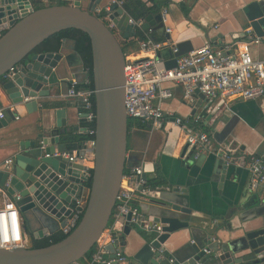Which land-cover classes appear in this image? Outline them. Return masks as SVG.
Returning <instances> with one entry per match:
<instances>
[{"label":"water","instance_id":"obj_1","mask_svg":"<svg viewBox=\"0 0 264 264\" xmlns=\"http://www.w3.org/2000/svg\"><path fill=\"white\" fill-rule=\"evenodd\" d=\"M63 1L65 3L35 8L32 0H0V31H3L0 35V84L12 104H22L36 110L39 107L37 98L48 96L51 85L58 83L59 62L63 56L60 52H34L35 48L52 34L67 28L86 32L92 47L96 107L93 166L71 161L62 155L63 152L72 155L74 149H70L66 141L61 142L62 137L72 141L69 129H64L66 109L61 108L56 112V126L48 135L39 134L37 140H21L18 143L12 164L8 167L3 165L0 169V186L10 195H21L17 204L22 214L33 212L42 222L56 220L61 227L66 226L73 213L78 190L90 181L88 200L84 207L78 208L82 211L81 218L62 240L42 247L24 244L0 246V264H69L80 261L102 240L112 219L124 175L133 166L127 156L130 118L125 106L124 47L113 30L95 14V8L102 0H91L86 9L82 7L81 0ZM110 9V17L120 34L128 32L125 36H129L134 33L135 27L129 22L132 17L117 0L111 3ZM243 10L253 33L264 37V0H253ZM142 27L170 37L166 32L163 13L155 17L149 14ZM177 47L178 52L174 57L166 60L167 67L176 66L177 57L193 49L190 41L178 42ZM74 53L85 72L84 81L88 71L80 53L77 50ZM8 73L11 74L6 76ZM196 92L204 97L199 90ZM12 118H15L14 112L10 108L5 109L4 117L0 118V129L7 126ZM149 127H152L151 124ZM85 148L86 144L79 145L77 155H84ZM209 156L213 160L214 170L224 181L233 164L228 165L219 154H202L199 160L204 162ZM140 165L141 162L137 164ZM143 166V178L148 179V172L153 169L149 168V162ZM160 204L164 208L159 209L153 218L155 227L142 234L144 242L128 257V264H264L263 208H256L250 219L243 220H250L251 225L236 228L242 231L241 236L220 244V240L213 239L209 234L205 247L176 260L164 243L173 232L188 227L190 222L172 212L190 213L191 210L177 202L172 203L171 208H167L164 202ZM253 206L256 205L252 198L243 204L246 209ZM130 218L131 214H128L124 235L119 236L122 250L126 245L125 235L133 226L129 223ZM228 228L232 231L230 224ZM47 231L48 225L40 231V236L43 237ZM35 237L38 238L37 233ZM205 248L211 249L212 254L206 253ZM105 250L102 258H113L117 245L109 242ZM242 250L247 251L245 256L234 257ZM212 255L215 261L210 263Z\"/></svg>","mask_w":264,"mask_h":264},{"label":"crops","instance_id":"obj_2","mask_svg":"<svg viewBox=\"0 0 264 264\" xmlns=\"http://www.w3.org/2000/svg\"><path fill=\"white\" fill-rule=\"evenodd\" d=\"M113 0H102L99 6H104ZM151 5L150 0H144ZM253 0H171L159 11L152 12L154 17L167 10L164 24L170 28V37L159 34L156 30H145L154 39L171 40L177 44L181 41H190L193 48L210 44L215 48L222 47L225 43L233 44L246 37L247 29H251L248 18L243 10ZM34 7L37 4H59L63 0H32ZM91 0H81L83 8L90 6ZM145 22V20H144ZM136 29V27H135ZM3 31H0V35ZM120 34L122 42L127 43L132 34ZM132 48V45H127ZM254 58L264 60V41L252 44ZM74 41L63 39L60 49L62 59L59 62L57 84L51 85L50 94L38 97L39 107L36 110L28 109L25 105L16 106L0 84V108H10L15 114L8 125L0 129V169L7 159H12L16 147L21 140H37L39 134L48 135L56 126L57 110L66 109V128L72 138L81 137L88 133L85 128L87 123L81 115L82 105L78 100L67 96L71 84L82 81L85 72L75 51ZM166 60L172 58L168 47L161 51ZM1 81V79H0ZM174 96L164 102V111L170 115L181 116L193 120L198 114L205 116L204 125L216 146L225 147L237 158L224 181L221 180L213 168V160L209 156L204 162L192 156V148L188 146L187 134L173 122L172 118L166 121L165 127L155 129L149 127L148 122L141 121V126H134L129 132L128 153L129 162L137 166L139 162H149L148 179L155 178L157 187L155 194L138 198L136 203L141 212L154 218L157 211L167 208L172 203H180L189 208L190 213L173 211L183 220H188L190 225L171 234L164 246L173 258L184 259L193 251L198 252L207 244L209 234L212 238L220 240V244L232 238L241 236L242 231L236 228L242 225H251L250 219L256 208L264 211V189H250V171L248 159L253 154L264 153V96L257 99L224 98L219 97L209 103L205 97L198 94L194 106L188 104L183 97V87L180 84L169 83ZM30 98V97H29ZM31 100V99H29ZM209 106V107H208ZM216 106H219L215 111ZM18 117V118H17ZM196 128V127H195ZM70 141L62 137L61 142ZM85 144V143H84ZM212 155V154H209ZM152 164V165H150ZM91 166L89 160L85 162ZM177 189V190H176ZM78 194L87 193L83 186ZM252 198L255 207L246 209L244 202ZM23 215V214H22ZM24 220V245H33L37 240L63 232V227L56 220L41 221L33 212L23 215ZM67 223V222H66ZM228 224L232 226L229 230ZM48 225V231L43 237L40 231ZM126 221L122 220L115 225V233L124 235ZM249 228V226H248ZM38 234V238L35 237ZM148 230L138 225L125 235L126 245L123 252L128 257L134 254L144 242L142 234ZM103 240L109 243L107 231ZM247 251H240L234 257L245 256ZM215 261V257L209 260ZM249 263V260L247 261ZM119 264H128L122 262Z\"/></svg>","mask_w":264,"mask_h":264},{"label":"built area","instance_id":"obj_3","mask_svg":"<svg viewBox=\"0 0 264 264\" xmlns=\"http://www.w3.org/2000/svg\"><path fill=\"white\" fill-rule=\"evenodd\" d=\"M112 2L104 6L98 5L95 8V14L114 33L119 34L120 31L116 23L110 17ZM117 2L122 6L124 0H117ZM166 13L167 10H164L163 21ZM129 22L136 28H142L144 24V20L133 18H130ZM170 31V28H166V32ZM146 36L140 41L137 51L125 52V106L129 118L148 122L155 129L164 128L166 121L172 118L173 122L187 134V143L192 148V156L195 159H198L202 154H219L224 157L228 165L234 164L237 158L230 150L216 146L209 132L194 127V124L204 123L205 116L198 114L193 120H190L173 114L168 115L164 111V102L174 96L172 88L167 84L182 85L184 100L191 106H194L197 101L196 90L204 95L208 104L213 103L219 97L246 100L262 97L264 96V60L254 58L251 46L263 42L264 37H259L251 29H247L246 37L243 40L233 44L225 43L218 48L210 44L193 48L177 57L176 66L167 67L166 59L161 51L168 47L174 57V54L178 52L177 44L171 40H156L150 36L149 32ZM10 74L8 73L6 76ZM84 81L87 84L90 83L88 78H85ZM78 82L75 80L71 84L67 96L78 100L82 105L81 115L88 124V133L93 135V138L85 142L84 155H77L79 149H74L72 155L68 152H63L62 155L71 161L84 164L89 160L93 166L96 133L94 88L78 89ZM4 113L5 110L0 108V118L4 117ZM12 162L13 159H7L4 165L8 167ZM247 165L250 171V189L254 191L264 189V153L251 155ZM143 174V164L129 168L124 175L117 196L112 216L113 222L106 230L109 242L117 245L116 256L110 259L102 258V254L106 252V242L103 240V236L99 242V249L93 254L91 264L95 262L98 264H119L127 261L128 258L119 245V236L115 233V225L122 220L125 221L128 214H131L129 223L132 225H138L145 230L155 227L153 218L145 216L136 203L138 198L155 194L148 179L143 178ZM87 175L89 177L90 172ZM140 186H142L141 189H139ZM88 191L87 189L85 194H78V191L73 202V213L68 218L66 226L63 227V233L68 234L72 231L81 218L82 211L78 208L86 205ZM20 199L19 193L10 195L4 187L0 186V246L24 244V220L17 204ZM204 250L206 253L212 254L211 249L205 248ZM69 264L82 263L74 261Z\"/></svg>","mask_w":264,"mask_h":264},{"label":"trees","instance_id":"obj_4","mask_svg":"<svg viewBox=\"0 0 264 264\" xmlns=\"http://www.w3.org/2000/svg\"><path fill=\"white\" fill-rule=\"evenodd\" d=\"M151 5L147 1L144 0H124L123 8L125 11L135 20H146L147 16L152 13L159 11L165 5L169 4L171 0H150ZM65 2H59V4ZM45 6L43 3H39L36 5L35 8H41ZM146 31L143 28L137 27L132 35V38L128 40L127 43L121 42L124 47L126 53L137 51L139 49L140 41L145 39ZM68 38L74 41L75 49L80 53L83 61L85 70L88 71V79L90 81L87 84L85 81H79L77 83V88H94L93 85V77H92V47H91V40L89 35L81 29L77 28H67L56 32L46 38L42 43H40L34 50V52H59L63 45V39ZM160 38H156L159 40ZM132 45V48H128L127 45ZM142 123L140 120L130 119L129 121V129L134 126H141ZM88 126V124H87ZM196 129L200 128L202 130L207 131L204 123L201 124H194ZM93 138V135L86 133L82 134L81 137H74L72 141H70L69 148L70 149H77L79 145H83L86 141ZM128 171V169H127ZM148 183L152 189L157 187V182L155 178L148 179ZM84 187L89 189L90 188V181L85 182ZM24 215V214H23ZM22 215V216H23ZM113 222V217L110 221L111 225ZM66 236L65 233L61 232L56 235H51L40 240H37L34 244L35 247H42L49 245L51 243L57 242L62 240ZM99 243H97L86 255L83 257L80 262L82 264H91L93 259V254L99 249Z\"/></svg>","mask_w":264,"mask_h":264},{"label":"rangeland","instance_id":"obj_5","mask_svg":"<svg viewBox=\"0 0 264 264\" xmlns=\"http://www.w3.org/2000/svg\"><path fill=\"white\" fill-rule=\"evenodd\" d=\"M115 34L117 35V37L119 38V40H121V39H120V35H119L118 33H115Z\"/></svg>","mask_w":264,"mask_h":264}]
</instances>
